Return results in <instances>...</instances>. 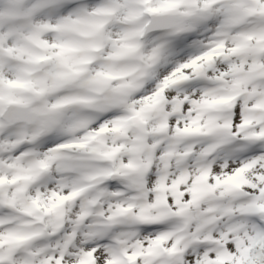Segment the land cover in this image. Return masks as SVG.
<instances>
[{
	"label": "snow or ice",
	"instance_id": "1",
	"mask_svg": "<svg viewBox=\"0 0 264 264\" xmlns=\"http://www.w3.org/2000/svg\"><path fill=\"white\" fill-rule=\"evenodd\" d=\"M0 264H264V0H0Z\"/></svg>",
	"mask_w": 264,
	"mask_h": 264
}]
</instances>
